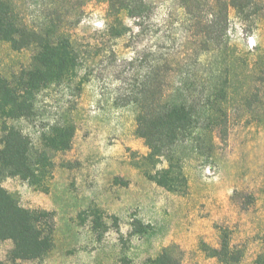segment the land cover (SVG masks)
<instances>
[{
	"label": "trees",
	"instance_id": "obj_1",
	"mask_svg": "<svg viewBox=\"0 0 264 264\" xmlns=\"http://www.w3.org/2000/svg\"><path fill=\"white\" fill-rule=\"evenodd\" d=\"M26 1L0 0V42L32 51L27 68L0 77V243L12 244L0 264H41L54 247V213L22 207L2 182L20 177L45 190L55 155L72 147V114L96 69L115 71V104L133 107L135 134L148 148L144 159L163 166L146 175L174 194L186 192L187 161L211 164L227 145L235 112L264 110V48L241 53L230 37L231 8L245 40L264 22L256 0H103V29L82 37L73 31L89 0H40L51 9L37 22L28 17ZM149 35L155 48L142 44ZM119 41L130 56L117 50ZM50 91L58 95L56 112L34 141L15 122L40 123L39 97ZM214 251L222 264H241L224 232ZM181 262L180 252L168 247L143 264ZM252 264H264V250Z\"/></svg>",
	"mask_w": 264,
	"mask_h": 264
},
{
	"label": "rangeland",
	"instance_id": "obj_2",
	"mask_svg": "<svg viewBox=\"0 0 264 264\" xmlns=\"http://www.w3.org/2000/svg\"><path fill=\"white\" fill-rule=\"evenodd\" d=\"M102 1L87 2L74 34L88 36L103 29ZM256 1L264 8V0ZM50 9L40 0L25 2L27 15L35 22ZM156 13L163 14L164 9ZM259 15L264 16V9ZM229 21L231 42L241 53L264 48V22L245 40L232 8ZM122 44L117 42V50L130 56ZM142 44L155 48L158 42L149 35ZM164 46L162 51L170 43ZM31 55V50L14 51L0 42V77L27 68ZM113 72L98 68L84 85L72 114L76 124L72 147L55 155L45 190L20 177L2 182L22 207L54 213V247L41 264H143L168 247L180 252L181 264H222L214 253L221 232L228 237L234 257H241V264H252L264 250V110L235 112L227 145L217 150L211 164L187 161L186 192L174 194L148 179L146 174L163 166L144 159L148 148L135 134L133 107L114 102L119 84ZM56 99L55 91L39 97L40 123L15 124L37 141L38 130L56 112L52 107ZM245 193L252 199H246ZM11 247L10 241L0 243L1 261H6Z\"/></svg>",
	"mask_w": 264,
	"mask_h": 264
}]
</instances>
